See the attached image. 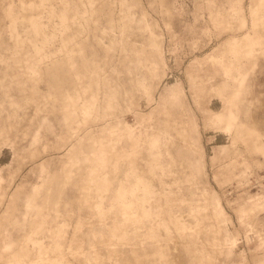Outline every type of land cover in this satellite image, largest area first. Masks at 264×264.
<instances>
[{"label": "rangeland", "instance_id": "obj_1", "mask_svg": "<svg viewBox=\"0 0 264 264\" xmlns=\"http://www.w3.org/2000/svg\"><path fill=\"white\" fill-rule=\"evenodd\" d=\"M0 264H264V0H0Z\"/></svg>", "mask_w": 264, "mask_h": 264}]
</instances>
